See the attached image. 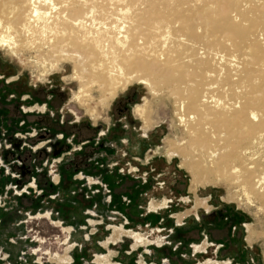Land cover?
<instances>
[{
  "label": "rangeland",
  "instance_id": "374dc122",
  "mask_svg": "<svg viewBox=\"0 0 264 264\" xmlns=\"http://www.w3.org/2000/svg\"><path fill=\"white\" fill-rule=\"evenodd\" d=\"M177 4L182 11L197 7L194 0ZM177 29L171 19L172 36L179 35ZM216 41L232 54L231 42L220 35ZM198 45L205 51L220 47ZM34 57L31 51L16 58L0 50V264H60L55 255L62 261L69 257L68 264H97L96 256L105 255L110 264H143L140 255L154 250L161 251L160 264L209 259L264 264V214L241 202L237 186L223 173L205 177L190 169L188 159L200 152L175 115L184 93L175 96L159 85L153 96L133 82L106 106L98 102V87L74 100L79 83L71 79L73 64L62 63L42 75ZM145 100L148 127L134 112ZM45 103V114L26 112ZM88 107L95 108V118ZM45 124L61 125L64 131ZM33 179L36 188L28 186ZM151 203L158 208L149 212ZM90 212L98 216L92 218L94 227L87 223ZM181 213L188 214L178 224ZM38 214L48 216L34 218ZM49 218L71 230L55 228ZM112 226L147 240L137 246L122 234L112 241ZM249 229L255 234L251 238ZM202 243H207L205 250L194 252L193 246ZM9 246H17L15 254Z\"/></svg>",
  "mask_w": 264,
  "mask_h": 264
},
{
  "label": "bare ground",
  "instance_id": "6f19581e",
  "mask_svg": "<svg viewBox=\"0 0 264 264\" xmlns=\"http://www.w3.org/2000/svg\"><path fill=\"white\" fill-rule=\"evenodd\" d=\"M180 1L0 0V50L16 58L33 52L42 75L71 62V79L79 83L74 100L98 87V102L106 106L133 82L153 96L159 85L175 96L184 93L175 115L200 152L188 159L191 171L223 173L240 201L264 214V0H194L197 7L187 11L178 8ZM171 19L179 24L177 36L170 32ZM218 35L232 43V54ZM201 41L220 47L205 51ZM148 109V100L134 108L145 127ZM87 112L95 118L94 107ZM187 214L178 215V224ZM112 234L146 238L116 229ZM100 257L99 263L106 258ZM53 258L61 264L69 259Z\"/></svg>",
  "mask_w": 264,
  "mask_h": 264
},
{
  "label": "crops",
  "instance_id": "0c3cea01",
  "mask_svg": "<svg viewBox=\"0 0 264 264\" xmlns=\"http://www.w3.org/2000/svg\"><path fill=\"white\" fill-rule=\"evenodd\" d=\"M48 106V104H42V106H36V107H28V109H27V111L26 112H29V113H32V112H34L35 110L36 111H38L39 113H41V114H45V110H46V107ZM40 108L42 109V110H40ZM51 124H53L54 125V121H51L50 122ZM46 126H48V127H50V128H55V129H53V130H55V131H58V130H63V126H61V125H55V126H53V125H49V124H45ZM45 128V127H44ZM46 129V128H45ZM45 129H43L44 131H45ZM42 131V130H41ZM64 131V130H63ZM91 180V179H90ZM33 182H30L29 183V185L28 186H32V185H35V180L33 179L32 180ZM154 208V209H153ZM158 207H154V204L153 203H151L150 205H149V212H152L153 210H155V209H157ZM92 218H98V216L97 217H95V213L94 212H90L89 213V218H88V224L90 225V227H94L95 226V222L92 220ZM30 219V218H29ZM30 220H32V219H30ZM33 220H37V219H33ZM48 221H50L51 222V224H53V225H55L54 227L55 228H61V230H63L64 231V229L65 228H63L62 227V223H60V221H58V222H53L52 221V219L51 218H49V219H47ZM92 222V223H91ZM57 223V224H56ZM178 223V222H177ZM11 229H15L14 228V226H12L11 227ZM71 230L70 228H66L65 230ZM112 229H113V232L112 233H114V231H115V229H114V227L112 226ZM116 229H119V228H116ZM120 230H122V229H120ZM65 233H67L66 231H64ZM69 233V232H68ZM135 233V232H134ZM138 234V233H137ZM113 235V236H112ZM111 236H112V238H111V240L112 241H114V240H116L118 237H119V235L118 236H116V237H114V234H112ZM120 235H122V234H120ZM142 235V234H141ZM128 236V235H127ZM120 238V237H119ZM131 239H133L134 241H135V243H134V245H139V244H143V242L145 241V240H147L146 238L145 239H143L142 241H137L136 239H134L133 237H130ZM158 239H161L162 240V238H158ZM157 239V240H158ZM39 241L41 242V243H44V240H42L41 238H39ZM157 242V241H156ZM11 243L13 244V245H16V243H15V241L14 240H12L11 241ZM106 245H107V243H105ZM104 244V246H106ZM161 243H155L154 245H156L157 247L160 245ZM146 245H147V243H146ZM201 246V247H200ZM206 246H207V243H202L201 245H194L193 246V249H194V252H199L200 250H202V251H204L205 250V248H206ZM11 247V252L13 253V254H15L16 253V251L18 250V248H17V246H9V248ZM195 247H199V249H196ZM201 248H203V249H201ZM42 251V250H41ZM35 253H36V250L34 251ZM132 252H134V250L131 248V253ZM161 251L160 250H154L153 251V254H152V252L150 251L147 255H140V261H141V263H143V264H160L159 262L161 261V259H162V257H161V253H160ZM44 255H46V256H49V253L48 252H45L44 253ZM83 256V255H82ZM98 257H100V256H96V263L97 264H110V261L108 260V256L107 255H105V256H101L102 258L104 257H106L105 259H103V262H101V263H99L98 262ZM100 257V258H101ZM66 258H69V257H66ZM99 258V259H100ZM0 260H3V259H0ZM37 260H40L41 261V258H38ZM72 261H73V259H72ZM106 261V262H105ZM209 261H214V260H211V259H209ZM68 262H69V259L66 261V263L68 264ZM216 262H218V261H216ZM66 263H64V264H66ZM203 263H205V262H203ZM221 263H225V262H221ZM227 263V262H226ZM61 264V263H60ZM63 264V263H62ZM199 264H201V263H199ZM228 264V263H227Z\"/></svg>",
  "mask_w": 264,
  "mask_h": 264
},
{
  "label": "built area",
  "instance_id": "2783aa9c",
  "mask_svg": "<svg viewBox=\"0 0 264 264\" xmlns=\"http://www.w3.org/2000/svg\"><path fill=\"white\" fill-rule=\"evenodd\" d=\"M104 188H105V186H104ZM27 190V189H26ZM24 191H25V189H24Z\"/></svg>",
  "mask_w": 264,
  "mask_h": 264
}]
</instances>
